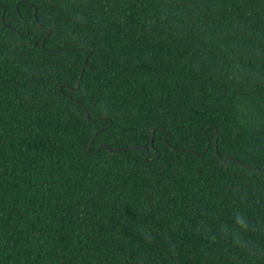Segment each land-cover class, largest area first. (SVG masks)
<instances>
[{"label": "trees", "instance_id": "1", "mask_svg": "<svg viewBox=\"0 0 264 264\" xmlns=\"http://www.w3.org/2000/svg\"><path fill=\"white\" fill-rule=\"evenodd\" d=\"M0 264H264V0H0Z\"/></svg>", "mask_w": 264, "mask_h": 264}, {"label": "water", "instance_id": "2", "mask_svg": "<svg viewBox=\"0 0 264 264\" xmlns=\"http://www.w3.org/2000/svg\"><path fill=\"white\" fill-rule=\"evenodd\" d=\"M82 72H83V71H82ZM80 78H81V76L79 77V80H80ZM151 141H152V137H151ZM208 146H209V145H207V148H208ZM207 148H206V150H207ZM214 148H215V151H217V145H216V144H215ZM145 159H146V160L148 159V155H146Z\"/></svg>", "mask_w": 264, "mask_h": 264}]
</instances>
